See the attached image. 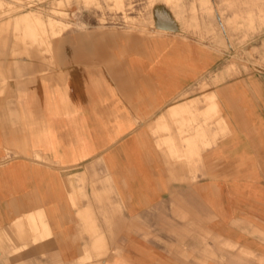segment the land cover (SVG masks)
I'll return each instance as SVG.
<instances>
[{
    "label": "crops",
    "instance_id": "0c3cea01",
    "mask_svg": "<svg viewBox=\"0 0 264 264\" xmlns=\"http://www.w3.org/2000/svg\"><path fill=\"white\" fill-rule=\"evenodd\" d=\"M167 18L0 50V264H264V76Z\"/></svg>",
    "mask_w": 264,
    "mask_h": 264
},
{
    "label": "rangeland",
    "instance_id": "374dc122",
    "mask_svg": "<svg viewBox=\"0 0 264 264\" xmlns=\"http://www.w3.org/2000/svg\"><path fill=\"white\" fill-rule=\"evenodd\" d=\"M167 14L183 31L205 32L208 41L223 46L228 78L264 76V0H0V50L22 56L50 47L63 32L93 25L167 31ZM205 101L218 113L215 94H207Z\"/></svg>",
    "mask_w": 264,
    "mask_h": 264
}]
</instances>
